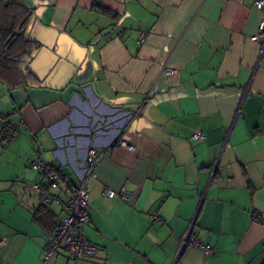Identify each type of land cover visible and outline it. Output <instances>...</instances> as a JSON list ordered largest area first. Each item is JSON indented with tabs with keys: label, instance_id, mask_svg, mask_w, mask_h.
<instances>
[{
	"label": "crops",
	"instance_id": "obj_1",
	"mask_svg": "<svg viewBox=\"0 0 264 264\" xmlns=\"http://www.w3.org/2000/svg\"><path fill=\"white\" fill-rule=\"evenodd\" d=\"M20 4L40 45L28 65L38 81L0 84V113L22 122L10 143L0 136V264H44L50 227L35 214L46 207L57 225L65 214L43 205L30 161L41 155L75 182L89 147L104 151L83 229L97 252L72 257L62 245L46 264H264V36L255 40L264 8ZM195 131L205 139L193 140ZM65 181L52 194L64 197ZM105 188L131 200L107 198ZM189 229L213 254L183 244Z\"/></svg>",
	"mask_w": 264,
	"mask_h": 264
},
{
	"label": "built area",
	"instance_id": "obj_2",
	"mask_svg": "<svg viewBox=\"0 0 264 264\" xmlns=\"http://www.w3.org/2000/svg\"><path fill=\"white\" fill-rule=\"evenodd\" d=\"M253 5L256 9L264 8V0H253ZM258 36L255 40H259L260 36H264V20L258 26ZM145 34L139 36V42L144 41ZM168 73H173L168 70ZM6 119L0 117V126L6 123ZM19 123L10 124L8 129L11 130L10 141L18 134ZM193 140L203 141L204 134L200 131H195L192 134ZM118 144L121 146H128L127 142L119 140ZM130 147V146H129ZM104 156V151L97 150L94 147L86 149L84 162L81 163L78 180L75 182H67V191L64 197L52 194V191L61 188L62 181L57 173L51 171L42 157L31 160L30 165L34 170L39 171V183L32 187L41 197L42 201L47 204L50 202L60 205L65 214L61 218L58 229L54 237L49 238L42 250L44 264L49 262L55 255L57 250L64 245L68 253L72 257L91 256L97 252V247L90 243L83 234V229L89 221V194L88 181L96 177V167ZM103 195L107 198L119 197L122 200L129 202L131 197L128 196L124 190L118 192L105 188ZM190 244L198 248L205 256L213 254V248L209 244H204L201 240L192 235L191 230L187 232V236L183 244Z\"/></svg>",
	"mask_w": 264,
	"mask_h": 264
},
{
	"label": "trees",
	"instance_id": "obj_3",
	"mask_svg": "<svg viewBox=\"0 0 264 264\" xmlns=\"http://www.w3.org/2000/svg\"><path fill=\"white\" fill-rule=\"evenodd\" d=\"M96 9L103 15L114 17L108 10L101 8ZM28 20L29 13L21 6L20 0H0V84L7 89L19 88L30 83L35 84L38 81V78L30 71L28 65L40 48V45L37 41L25 35V28ZM0 117L5 118L7 121L0 126V136L1 139L8 144L13 140L10 141L11 130L8 129V126L10 124H16L17 122L19 123L17 128L18 134L16 136L18 137L22 122L19 119L13 120L9 115L3 113H0ZM38 157L42 156L38 155L37 158ZM46 165L51 171L58 174L62 182L65 181L66 175L61 168L48 165L47 163ZM42 203L45 206L51 202L45 204L42 201ZM37 211L38 213L35 214V219L45 228L50 227L49 238L54 237L58 225L52 220V217L45 212L46 207H41Z\"/></svg>",
	"mask_w": 264,
	"mask_h": 264
},
{
	"label": "rangeland",
	"instance_id": "obj_4",
	"mask_svg": "<svg viewBox=\"0 0 264 264\" xmlns=\"http://www.w3.org/2000/svg\"><path fill=\"white\" fill-rule=\"evenodd\" d=\"M27 27V26H26ZM25 35L26 37L31 38L30 34H29V29L27 30V28H25ZM32 39V38H31Z\"/></svg>",
	"mask_w": 264,
	"mask_h": 264
}]
</instances>
